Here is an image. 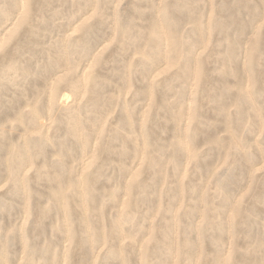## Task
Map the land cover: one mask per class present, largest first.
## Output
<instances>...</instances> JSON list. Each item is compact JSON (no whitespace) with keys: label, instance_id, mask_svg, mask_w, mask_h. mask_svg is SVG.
I'll list each match as a JSON object with an SVG mask.
<instances>
[{"label":"rangeland","instance_id":"obj_1","mask_svg":"<svg viewBox=\"0 0 264 264\" xmlns=\"http://www.w3.org/2000/svg\"><path fill=\"white\" fill-rule=\"evenodd\" d=\"M0 264H264V0H0Z\"/></svg>","mask_w":264,"mask_h":264}]
</instances>
